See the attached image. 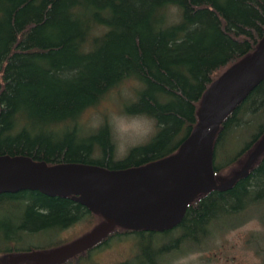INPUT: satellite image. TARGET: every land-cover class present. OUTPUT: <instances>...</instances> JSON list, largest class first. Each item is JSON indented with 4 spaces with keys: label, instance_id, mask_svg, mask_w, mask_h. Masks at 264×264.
<instances>
[{
    "label": "trees",
    "instance_id": "trees-1",
    "mask_svg": "<svg viewBox=\"0 0 264 264\" xmlns=\"http://www.w3.org/2000/svg\"><path fill=\"white\" fill-rule=\"evenodd\" d=\"M264 0H0V156L106 170L143 166L174 154L194 128L205 89L256 48ZM111 101L118 113L153 124L143 142L115 156L111 124L82 114ZM264 136V78L221 121L210 165L216 184L238 171ZM264 206V150L223 190L196 194L164 229L113 225L91 246L50 264H97L115 243L129 253L112 264H167L198 250L222 219ZM0 264L49 254L106 223L71 195L0 192ZM85 225L73 237L69 228ZM223 230V231H225ZM222 231V232H223ZM44 236L40 243L26 241ZM14 264H34L24 258Z\"/></svg>",
    "mask_w": 264,
    "mask_h": 264
},
{
    "label": "water",
    "instance_id": "water-1",
    "mask_svg": "<svg viewBox=\"0 0 264 264\" xmlns=\"http://www.w3.org/2000/svg\"><path fill=\"white\" fill-rule=\"evenodd\" d=\"M263 78L264 34L247 58L229 67L205 89L196 111V124L177 151L143 166L106 170L88 164L46 165L24 156H0V192L38 190L48 195H71L106 219V223L90 235L65 247L49 254L25 253L7 264L24 258L50 260L60 254L67 258L68 254L72 256L94 244L114 224L130 229L171 227L196 194L230 187L246 174L250 164L264 150V136L241 168L218 184L214 182L210 165L212 142L221 121ZM201 172L205 178L200 180ZM192 187L196 189L187 196Z\"/></svg>",
    "mask_w": 264,
    "mask_h": 264
},
{
    "label": "rangeland",
    "instance_id": "rangeland-1",
    "mask_svg": "<svg viewBox=\"0 0 264 264\" xmlns=\"http://www.w3.org/2000/svg\"><path fill=\"white\" fill-rule=\"evenodd\" d=\"M103 113L107 115L111 124L117 158L121 157L129 147L143 142L153 131V124L149 119L142 116L121 115L111 101L103 102L95 109L86 110L82 114L81 122L85 126H95ZM251 212L262 216L264 206L256 207ZM249 213L250 210L245 214L232 216L230 220L222 219V222L214 228L217 230L213 231L211 237L201 245L200 249L169 257L167 264H264V219L260 221V219L250 217L225 230L233 223L245 218ZM85 229V225H78L67 229L61 236L73 237ZM43 240L44 236L26 239V241L36 243ZM129 246L125 241L115 243L97 253L94 259L97 264H112L123 260L129 253ZM63 256L60 254L50 260H42L37 257L30 259L34 264H49L64 259ZM68 256L70 255L68 254L66 257Z\"/></svg>",
    "mask_w": 264,
    "mask_h": 264
},
{
    "label": "bare ground",
    "instance_id": "bare-ground-1",
    "mask_svg": "<svg viewBox=\"0 0 264 264\" xmlns=\"http://www.w3.org/2000/svg\"><path fill=\"white\" fill-rule=\"evenodd\" d=\"M201 178H205V175H204V173H200V175H199V179L201 180ZM201 184V183H200ZM196 188H194V187H192V188H189L188 189V194H187V196L189 195V194H191V193H193V191L195 190ZM187 193V192H186Z\"/></svg>",
    "mask_w": 264,
    "mask_h": 264
}]
</instances>
